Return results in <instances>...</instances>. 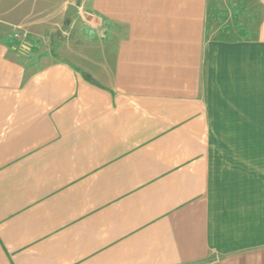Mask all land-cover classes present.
I'll return each mask as SVG.
<instances>
[{
	"label": "crops",
	"instance_id": "crops-1",
	"mask_svg": "<svg viewBox=\"0 0 264 264\" xmlns=\"http://www.w3.org/2000/svg\"><path fill=\"white\" fill-rule=\"evenodd\" d=\"M220 1L61 0L36 69L0 35V264H264V0L208 43Z\"/></svg>",
	"mask_w": 264,
	"mask_h": 264
},
{
	"label": "rangeland",
	"instance_id": "rangeland-1",
	"mask_svg": "<svg viewBox=\"0 0 264 264\" xmlns=\"http://www.w3.org/2000/svg\"><path fill=\"white\" fill-rule=\"evenodd\" d=\"M59 3L61 0H0V35L10 36L13 40V57L32 69L49 62L53 55V41L63 40L62 31L71 23L64 21L65 9L59 7ZM230 4L229 0H221L216 12H209L205 26V41L208 43L241 40L250 35L239 32V27L233 24ZM252 107L255 109V105ZM255 132V129H223L220 135H255Z\"/></svg>",
	"mask_w": 264,
	"mask_h": 264
},
{
	"label": "water",
	"instance_id": "water-1",
	"mask_svg": "<svg viewBox=\"0 0 264 264\" xmlns=\"http://www.w3.org/2000/svg\"><path fill=\"white\" fill-rule=\"evenodd\" d=\"M78 11V8L74 4H67L65 11H64V21H68L70 16L75 14Z\"/></svg>",
	"mask_w": 264,
	"mask_h": 264
},
{
	"label": "built area",
	"instance_id": "built-area-1",
	"mask_svg": "<svg viewBox=\"0 0 264 264\" xmlns=\"http://www.w3.org/2000/svg\"><path fill=\"white\" fill-rule=\"evenodd\" d=\"M15 35H17V34H15Z\"/></svg>",
	"mask_w": 264,
	"mask_h": 264
}]
</instances>
